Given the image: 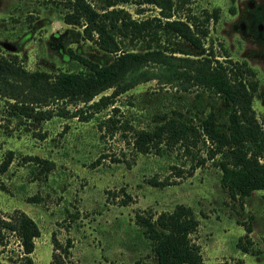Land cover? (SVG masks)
Here are the masks:
<instances>
[{
    "label": "rangeland",
    "instance_id": "rangeland-1",
    "mask_svg": "<svg viewBox=\"0 0 264 264\" xmlns=\"http://www.w3.org/2000/svg\"><path fill=\"white\" fill-rule=\"evenodd\" d=\"M117 6L136 20L161 19L151 4ZM187 10L198 19L209 17L201 38L204 47L216 55L225 51L253 70L257 89L252 108L264 125V0H186L171 18L183 17ZM64 13L53 0H0V58L14 55L26 70L51 74L86 71L77 57L100 65L111 61L114 55L87 38L81 25L65 23ZM163 46L178 49L176 56H201L176 39L120 43L130 51ZM6 100L0 93V165L11 154L0 171V216L23 212L36 224L31 264H50L58 253L65 260L63 248L70 264L154 263L134 214L147 210L156 215L176 204L189 206L198 219L190 237L204 264H264V190H253L242 201L229 196L214 164L217 156L207 158L202 142L189 154L178 145L159 153H138L131 147L134 130L156 125L163 115L181 114L197 125L213 111L218 121L226 122L228 106L222 98L149 79L87 119L83 115L88 112L78 111H89L86 104L50 102L42 107L50 116L37 124L11 115ZM197 157L206 159L190 170ZM173 167L182 173L177 176ZM149 179L169 184L159 187ZM0 264H25L11 233L0 238Z\"/></svg>",
    "mask_w": 264,
    "mask_h": 264
},
{
    "label": "trees",
    "instance_id": "trees-1",
    "mask_svg": "<svg viewBox=\"0 0 264 264\" xmlns=\"http://www.w3.org/2000/svg\"><path fill=\"white\" fill-rule=\"evenodd\" d=\"M53 1L65 10V23L81 25L87 38L114 56L102 65L77 57L87 67L86 71L54 74L28 71L14 55L0 58V93L7 98L11 115L37 124L50 116L49 110L42 107L54 101H67L86 104L89 111H78L81 115L88 112L83 115L87 119L99 108L112 104L119 94L149 79L184 91L199 88L227 103L226 122L218 121L213 111L198 119L197 125L182 118L181 114L176 117L163 115L156 125L134 130L131 147L138 153H159L163 147L178 145L189 154L192 147L202 142L207 145V158L217 156L214 164L220 170L221 185L229 196L242 201L253 190H264V125L252 108L257 89L254 72L244 61L230 59L225 51V54L216 55L211 47L203 46L201 38L207 34V15L198 19L187 10L183 17L171 18L186 0H177V3L176 0ZM127 2L151 4L158 9L161 19H133L123 7L117 6ZM160 38L185 42L201 56H176L174 52L178 49L165 46L146 47L144 51L120 47L123 40L133 44L139 39L151 42ZM109 88L112 89L110 94L93 100ZM109 120L110 125L115 126L114 120ZM10 157L8 153L1 163V172L7 168ZM28 159L38 161L37 157ZM205 159L197 157L190 164V170L202 165ZM173 168L177 176L182 173L179 168ZM149 182L159 187L169 184L166 180L149 179ZM134 220L148 240L154 258V263L136 264H204L199 246L190 237L197 229L198 219L189 206L176 204L171 210L156 215L142 211L134 214ZM4 233L17 238L24 263L31 264L29 254L33 250V238L38 235L34 221L23 212L8 219L0 216V238ZM61 254L65 260L60 258V253L53 254L50 264H70L66 261L67 248H63Z\"/></svg>",
    "mask_w": 264,
    "mask_h": 264
}]
</instances>
